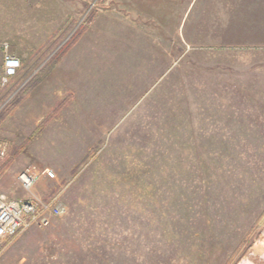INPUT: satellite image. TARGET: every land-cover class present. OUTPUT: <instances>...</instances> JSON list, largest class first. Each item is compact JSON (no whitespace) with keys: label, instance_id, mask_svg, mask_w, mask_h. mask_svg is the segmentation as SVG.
<instances>
[{"label":"rangeland","instance_id":"obj_1","mask_svg":"<svg viewBox=\"0 0 264 264\" xmlns=\"http://www.w3.org/2000/svg\"><path fill=\"white\" fill-rule=\"evenodd\" d=\"M2 41L0 193L67 214L0 264H264V0H0Z\"/></svg>","mask_w":264,"mask_h":264},{"label":"built area","instance_id":"obj_2","mask_svg":"<svg viewBox=\"0 0 264 264\" xmlns=\"http://www.w3.org/2000/svg\"><path fill=\"white\" fill-rule=\"evenodd\" d=\"M23 68V61L11 49L8 41L0 42V92L3 91ZM45 177L56 179L53 171ZM41 175L32 168H26L18 177L25 191L31 193ZM62 191L47 200L37 197L12 199L0 193V256L4 248L31 228H46L52 219L62 218L67 214V207L62 201Z\"/></svg>","mask_w":264,"mask_h":264},{"label":"trees","instance_id":"obj_3","mask_svg":"<svg viewBox=\"0 0 264 264\" xmlns=\"http://www.w3.org/2000/svg\"><path fill=\"white\" fill-rule=\"evenodd\" d=\"M42 127H43V126H42ZM42 127L38 128L39 130L36 131V132L34 133V136H37L36 134H37L39 131H41V128H42ZM161 156L163 157V162H165V164H168V161H170V160H169V156L167 157V156H165L164 154H161ZM180 163H181V159L178 158V159L176 160V164L179 165ZM168 169H169V168H168V165L164 167V170H163V171H166V176H163V181H166V179H167V171H168ZM171 171H172V170H171ZM181 174H182V173H178V176L180 177ZM176 183H177V182H176ZM177 184H178V183H177ZM155 186H156V188H154V189H158V185L156 184ZM182 197H183V195H182ZM174 198L177 199V200H179V201H184V199L181 198V194H179V193H177V194L175 195Z\"/></svg>","mask_w":264,"mask_h":264},{"label":"crops","instance_id":"obj_4","mask_svg":"<svg viewBox=\"0 0 264 264\" xmlns=\"http://www.w3.org/2000/svg\"><path fill=\"white\" fill-rule=\"evenodd\" d=\"M130 4H131V1H128ZM46 179V178H45ZM43 182H42V179L39 181V183L37 184V185H43L42 184ZM36 191H37V187H36ZM4 194V193H3ZM14 194V193H13ZM7 195V194H6ZM31 196H33V197H37V195L33 192L32 194H31ZM10 197V196H9ZM10 198H12V197H10ZM37 198H39V197H37ZM12 199H16V198H12ZM40 199V198H39Z\"/></svg>","mask_w":264,"mask_h":264}]
</instances>
